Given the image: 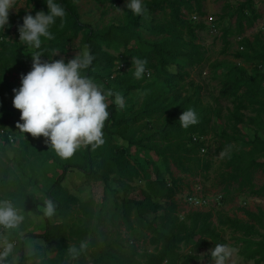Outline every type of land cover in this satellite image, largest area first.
Returning <instances> with one entry per match:
<instances>
[{
    "label": "rangeland",
    "instance_id": "1",
    "mask_svg": "<svg viewBox=\"0 0 264 264\" xmlns=\"http://www.w3.org/2000/svg\"><path fill=\"white\" fill-rule=\"evenodd\" d=\"M36 0H16L17 9L10 12L16 17H10L13 21L12 28L8 31L9 40H19V25L23 22V16L27 12H31L35 6ZM73 4L79 15L84 18H92V24L102 27L109 23L123 24L127 19V10L125 0H114L96 2L95 0H69ZM241 0H201V12H197L201 19L196 23H203L205 28L197 31L199 42L205 51L204 60L200 64L190 65L184 57L177 58L176 65H170L163 69H150L149 76H143L141 82L148 85L145 92L153 97L160 99H174V103L169 108V113L176 110L177 107H183L179 112L194 108L199 116L198 127L199 132L210 134L212 137L211 146L205 155L193 153V160L199 158L201 162H208V168H198L195 174H190L178 169L171 164V169L175 176L181 178L182 181L178 185L175 200L177 202V210L174 214L182 219L185 214L191 210V205L184 201L185 193L191 192L197 186H201L198 194H202L207 201L200 210H209L210 204L212 211L223 212L224 214L237 217L240 220L253 223L244 213L243 209H249L253 212L264 210V193L260 195L251 194L248 191H240L238 182L231 176L234 173L233 162L238 160V155L244 152H250L254 147L256 138L264 135V113L260 112L259 101H264V59L260 54L264 55V0H253L254 7L257 9L259 18L251 26L244 25L241 29L236 23L238 5ZM169 9L158 10L154 12H146L141 19L139 30L149 40H159L160 35L147 34L145 27L147 23H166L169 19ZM190 11L183 8L185 17H189ZM210 19V20H209ZM207 20L214 23L221 35L211 33L208 29ZM194 22V21H193ZM242 38H249L254 45V49H250ZM47 38H42L45 42ZM42 42V43H43ZM25 44V43H24ZM243 46V49L241 48ZM31 47V46H30ZM85 46L81 44V34L78 38L71 41L65 51L54 52L53 58H63L65 61L79 52ZM106 48V46H104ZM111 54L122 52L123 47L117 50L106 48ZM237 51H245L253 58L238 59L235 56ZM133 56H127V65H133ZM262 64V67L259 65ZM239 67H243L244 71ZM125 68V69H126ZM7 80L16 87L21 83L23 69L15 66L9 67L7 70ZM262 76L257 77V83L254 85L253 97L242 95V100L246 104V108L241 112L244 116V122L236 123L232 117L235 109V100L232 95H223L221 88L223 82L229 77L238 78V81H249L255 73ZM92 79L103 86L106 93H111L112 88L107 84L105 79L94 75ZM235 79V78H234ZM237 89L239 94L251 86L245 83ZM252 97V98H251ZM110 98V95L107 97ZM110 103V100L107 99ZM130 95L124 97V107L118 105L117 116H127V109L130 105ZM169 113H158L153 118H145L132 125L136 130L137 136H151L154 130L162 127L166 121L170 119ZM178 115V114H176ZM175 115V116H176ZM22 122V121H19ZM202 130V131H201ZM11 131L19 139H25L32 145L36 146V150L29 148L26 151V159L23 161L20 155H16L11 148L8 153L13 159L9 160L6 170V188L12 190L16 185H22L23 191L31 201H38V209L42 210L44 201L48 199L46 191L54 180L57 164L55 159L49 157L50 151H54L50 144L45 143L46 138L43 136L34 137L30 133L23 132L17 124L11 127ZM14 136V137H15ZM157 141L159 145L165 144V141L153 139L150 143ZM174 141V139H173ZM148 143V141H146ZM125 144L126 141L119 137H114L110 141L108 134L104 133V143L94 147L93 167L100 170V163L110 149L111 144ZM4 141L0 138V145ZM17 145V143H16ZM82 145L80 148H84ZM54 155L58 160L79 161L77 155L70 158H62L55 151ZM252 156V155H251ZM253 156L257 160H264V150L254 152ZM247 157H250L248 155ZM126 158L133 165V171L137 174L133 175L127 183L131 186L128 192L124 193L117 180L116 175H109L110 187L118 189L121 195L129 197L141 198L142 195L149 194L153 199L161 197V192L166 191L170 184H167L165 177L155 180L157 173L155 166L162 175L165 164L161 155L154 150L142 149L132 146L126 155ZM20 162V163H19ZM152 163V164H150ZM252 181L255 188L264 184V171L256 169L252 173ZM166 184V185H165ZM63 190L69 194L76 195L81 204L74 205L66 215H62L56 210V214L49 218L48 221L54 225L57 223H65L62 235L67 238L69 245H76L78 248L81 243H86L84 258L88 264H95L92 252L98 256L99 249L103 247L113 248V254L116 258L124 255H134L135 260L142 261L145 252H151L153 247L149 243L150 232L147 231L137 221L135 210L129 212L128 220L122 216L121 202L118 200L116 208L113 193L110 189L104 187L102 180H94L85 177L78 169L73 168L66 174L62 182ZM2 185L0 184V189ZM2 190V189H1ZM0 190V191H1ZM167 192V191H166ZM115 195V194H114ZM221 195L219 198L218 196ZM0 199H6L0 192ZM163 201V199H159ZM19 207V206H18ZM22 209L21 207H19ZM25 214V220L18 231H12L10 237H22L27 233H42L46 229V220L43 216H36L29 211L22 209ZM162 210L157 211L161 214ZM156 213L150 212L146 216L152 218ZM158 222V220H157ZM213 225L220 232L225 240L224 245L229 251L224 264H256L253 260H247L240 253V250L247 245L246 240H264V227L256 224L257 233L245 236L242 232L233 231L228 226L220 225L216 215L212 218ZM88 228L85 236L77 233V229ZM52 231H55L52 229ZM31 242V247L29 246ZM192 244H181L178 252L181 254L191 253L193 251ZM214 245L212 243L205 247L199 248L195 252L199 258L193 260L190 264H215V259L210 256ZM21 256H24L25 264L37 262L41 264H75L74 258L67 252L59 254V249L52 243L44 242L39 238L27 237L23 244L19 242L15 246L16 262ZM13 260V257H9ZM179 261L166 264H178ZM105 264V263H99Z\"/></svg>",
    "mask_w": 264,
    "mask_h": 264
},
{
    "label": "trees",
    "instance_id": "2",
    "mask_svg": "<svg viewBox=\"0 0 264 264\" xmlns=\"http://www.w3.org/2000/svg\"><path fill=\"white\" fill-rule=\"evenodd\" d=\"M95 1L103 2L105 0ZM57 2L64 6L66 14L63 18L58 17L56 19L55 24L50 28V31L54 34V38L43 42L40 49L30 47L18 40L8 39V31L13 25L10 17H16L11 12L9 14V26L0 30V130H4L3 133L0 132V138L4 141V144L0 145V184L2 185L0 192H2L3 197L13 200L17 206L25 211H29L36 216H43L47 225L45 231L42 233H27L20 238L17 236L10 237L12 241L16 240L15 246L19 242L23 244L27 237L39 238L44 242L54 244L59 249L60 254L63 252L69 253L68 249L71 245L68 244L67 238L61 234L66 224L61 222L52 225L48 221V217L43 215V211L38 209L40 202L29 200L21 184L16 185L12 190L6 188L5 174L8 166L7 162L13 159L7 152L8 148H11L16 155H20L23 161L26 159V151L29 148L32 150L37 149L36 146L27 140L18 139L11 131V127L20 121V110L16 109L12 103L15 94L13 89L18 87L7 80V70L9 67L15 66L23 69V74H26L32 67L31 56L40 52L42 53V61L51 60L54 52L65 51L67 45L78 38L80 34L81 44L87 46L95 57L91 66L85 70L86 74L90 78L97 75L105 79L107 84L112 88L110 98H107L110 100V103H108L110 115L105 121L103 133L108 134L110 141H113L114 137L117 136L125 140L126 143H113L109 146L108 154L102 158V162L100 163V170L93 167L94 147L92 145L77 149L74 154L79 156V161L58 160L54 155L55 150L50 151L49 157L55 159L57 169L54 180L46 191L47 197L56 202L59 213L66 215L74 205L81 204L80 199L76 195L65 192L61 185L69 170L75 168L89 179L102 180L106 189H112L113 202H115L116 208L118 207V200H120L123 217L128 220L129 212L132 209L135 210L137 221L141 225L143 223L142 227L151 234L149 243L153 247L151 252H145L142 261H138L135 260L132 253L129 256L124 255L121 258H116L115 254H113L114 249H109V247L105 246L99 249L98 256H94L96 253L92 252L95 264H166L167 262L174 263L176 261H179L178 264H190L193 260L199 258L195 253L199 248L205 247L210 243L214 246L224 245L225 243L222 235L213 225L212 218L214 215H216L220 225L228 226L234 232H242L245 236L257 233L256 224L264 227L263 209L258 210V212L243 209L246 216L253 220V223L228 216L223 212L215 214L212 209L189 210L182 219H179L174 214L178 206L175 195L182 179L175 176L171 169V164L190 174H195L196 170L200 167L208 168V162H201L199 158L193 160L191 155L193 153L198 154L199 144L190 143V134L201 132L198 131V123L188 128L182 127L178 118L181 114L179 111L183 107H177L175 111L169 113V108L174 103V99H160L159 97L151 96L145 92L149 84H143L141 80L134 76L135 67L129 66L126 68L127 56H133L134 60L136 58L146 59V70L149 73V68L161 70L167 66L176 65L178 57H184L190 65L200 64L204 60L205 51L203 46L197 42V31L204 29L205 25L186 18L183 8L201 12V0H144L147 13L169 9V19L166 23L149 22L145 27L147 34L160 35L159 40H149L144 37L139 30L143 15H135L130 9L126 8L127 19L123 24L109 23L98 27L91 23L93 14H90L92 18H84L79 15L76 7L69 0H57ZM41 9L47 11L45 0H36L31 13L34 15L37 10ZM258 18L259 14L254 7L253 0H241L239 2L236 23L240 29L244 25L251 26ZM242 39L243 43L249 46L250 49H254V45L249 38ZM104 46L106 48L112 47L114 50L123 47V50L114 55L104 48ZM241 47L243 49V46ZM235 56L238 59L252 58L245 51H237ZM260 57L264 59V55L260 54ZM117 60L123 62L126 69L124 68L121 72L115 69ZM259 66L262 67V64ZM239 69L244 71L243 67H239ZM234 76H229L223 82L221 93L223 95L234 96L235 109L232 112V117L236 123H241L244 122L241 110L247 107L242 100V95L254 97L258 93V91L255 94L253 93L255 91L254 85L257 83V77H261L262 75L257 72L247 82L238 81L236 75ZM244 82L250 83L251 86L246 88L243 92L244 94H239L237 89L242 87ZM116 94L121 95L123 98L130 95L127 116H117L118 104L115 103ZM259 102L260 107L258 110L264 113V101ZM158 113H169L172 116H169L170 119L162 127L154 130L151 136H137L136 130L132 128V125L142 119L153 118ZM9 135L12 136V141ZM153 139L165 141V144L161 146L157 141L150 143ZM132 146L154 150L158 155L162 156L165 169L161 175L155 166L154 169L157 173L155 180L165 177L167 184L170 185L166 190L167 192H161V197L153 199L149 194L142 195L141 198L126 197L124 194L121 195L118 189L110 187L109 175L114 174L124 193L128 192L131 188L127 183V179L130 180L137 172L133 171L134 167L126 158V155ZM262 150H264V135L256 138L255 145L250 149V152L239 154L238 160L233 162L234 173L231 176L238 182L240 191H248L255 195L264 193V184L255 188L252 181L254 170L262 169L264 171V160H257L253 156L254 152ZM248 155L250 157H247ZM160 198L163 201H160ZM159 210H162L161 214H157ZM150 212L156 214L152 218H148L146 214ZM52 229L55 231H52ZM87 231L88 228L76 230L77 233L84 236ZM246 242V247L240 250L244 258L253 260L256 264H264V240L248 238ZM182 243L192 244V249L195 252L192 251L187 254L179 253L178 249ZM84 253L85 249L80 252L78 257L74 258L75 264H88L84 258ZM24 260V256H21L14 264H25ZM30 264L41 263L32 262Z\"/></svg>",
    "mask_w": 264,
    "mask_h": 264
},
{
    "label": "clouds",
    "instance_id": "3",
    "mask_svg": "<svg viewBox=\"0 0 264 264\" xmlns=\"http://www.w3.org/2000/svg\"><path fill=\"white\" fill-rule=\"evenodd\" d=\"M47 11L27 12L19 25V40L35 49H40L42 38L53 39L50 31L58 17L66 14L64 6L57 0H45ZM125 7L133 14L142 16L147 12L144 0H125ZM17 9L16 0H0V30L9 26L10 10ZM40 52L32 57L31 70L21 76V83L14 88L13 106L20 110L17 122L24 133L34 137L43 136L62 158H70L82 145L97 147L104 143L103 128L110 113L103 86L90 78L88 69L94 55L85 46L70 59L41 60ZM134 76L142 79L147 60H134ZM115 103L124 107V98L116 94ZM178 120L184 128L198 123L199 116L194 108L183 110ZM57 204L49 198L44 201L43 215L53 217ZM25 214L11 199H0V264H14L15 244L10 239L12 231H18ZM31 247V242L29 244ZM87 247L81 243L69 247V254L76 258ZM229 251L225 245L214 246L211 256L215 264H224ZM13 257V260H9Z\"/></svg>",
    "mask_w": 264,
    "mask_h": 264
},
{
    "label": "built area",
    "instance_id": "4",
    "mask_svg": "<svg viewBox=\"0 0 264 264\" xmlns=\"http://www.w3.org/2000/svg\"><path fill=\"white\" fill-rule=\"evenodd\" d=\"M187 18V17H186ZM189 20L191 21H199L201 19L200 15L195 11L190 13ZM210 20V19H209ZM209 20H207V25H208V29L211 33L214 34H219L221 35V32L218 31L217 26L214 23L209 22ZM1 39V37H0ZM242 48V47H241ZM125 68V64L119 60L116 61V66L115 69L120 70V72ZM149 71L146 70V75L149 76ZM1 133L4 132V130H0ZM10 140L12 141V136L9 135ZM190 143H198L199 144V149H198V153L201 155H205L209 149V147L211 146V141H212V137L210 134H201V133H192L190 134ZM199 188H196L195 190L185 193L184 196V201L187 204L191 205V210H200L202 209L205 205H207V201L206 199L203 197L202 194H198L199 189H201V186H197ZM221 195L218 196V198ZM209 209H212L211 207H216L215 204H210L209 205ZM14 244H16V240H13Z\"/></svg>",
    "mask_w": 264,
    "mask_h": 264
}]
</instances>
